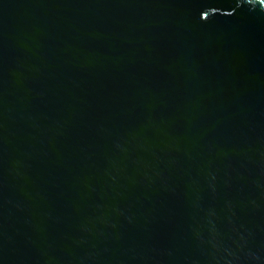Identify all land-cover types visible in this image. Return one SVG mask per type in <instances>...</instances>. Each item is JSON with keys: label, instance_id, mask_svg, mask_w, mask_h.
<instances>
[{"label": "water", "instance_id": "water-1", "mask_svg": "<svg viewBox=\"0 0 264 264\" xmlns=\"http://www.w3.org/2000/svg\"><path fill=\"white\" fill-rule=\"evenodd\" d=\"M0 264H264V0H0Z\"/></svg>", "mask_w": 264, "mask_h": 264}]
</instances>
